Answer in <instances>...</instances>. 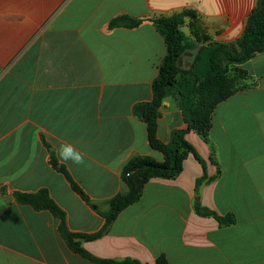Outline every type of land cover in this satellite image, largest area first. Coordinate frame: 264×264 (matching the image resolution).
Segmentation results:
<instances>
[{"label": "crops", "instance_id": "0c3cea01", "mask_svg": "<svg viewBox=\"0 0 264 264\" xmlns=\"http://www.w3.org/2000/svg\"><path fill=\"white\" fill-rule=\"evenodd\" d=\"M251 3L0 0V264H95L69 247L50 211L21 204L15 194L48 190L72 232L101 231L104 217L53 167L52 156L104 209L126 191L122 172L131 161H163L139 117L167 54L150 19L191 10L200 36L236 44ZM123 14L148 20L135 28H110ZM187 23L184 33L198 42ZM239 68L249 74V86L217 106L209 142L195 131L186 135L210 179L199 195L196 183L204 168L189 154L177 178L148 181L137 203L100 237L82 244L86 251L143 264H157L161 255L169 264H264V52ZM186 126L179 101L167 97L158 138L167 143ZM61 144L81 152L84 163L63 162ZM198 201L221 216L232 213L235 224L221 226L199 215Z\"/></svg>", "mask_w": 264, "mask_h": 264}, {"label": "trees", "instance_id": "16d2710c", "mask_svg": "<svg viewBox=\"0 0 264 264\" xmlns=\"http://www.w3.org/2000/svg\"><path fill=\"white\" fill-rule=\"evenodd\" d=\"M189 19L192 34L198 42L204 41L195 54L188 68L181 65L183 56L196 49V45L181 30ZM145 20L123 14L110 21V28H135ZM155 29L162 35L167 46V54L159 68L158 77L153 82V98L145 105L143 115H139L147 124L150 145L153 150L163 156V161H157L151 156L139 157L131 161L123 170L122 178L126 191L118 194L109 201V208L102 212L106 219L105 227L95 234L72 233L66 222L65 211L52 199L48 190L36 193H16L19 203L30 205L37 211H50L60 221L59 230L69 247L95 264H142L132 258L123 260L101 259L82 247L81 241H92L100 237L112 225L117 216L127 207L137 203L143 192L144 185L154 178L175 179L183 170L184 160L193 154L204 168L203 176L196 184L197 194L200 187L210 179L206 171V163L195 148L187 141L186 135L195 131L202 139L209 142V134L213 116L217 106L232 95L249 86V74L239 66L264 52V0H258L252 10L242 37L236 44L208 42L207 37L200 36L196 14L191 10H183L171 17L150 19ZM205 64L201 66V63ZM174 95L179 101L183 113L184 129H176L170 141L162 142L158 138V119L163 101ZM53 167L64 173L75 191L84 200L88 196L68 176L66 167L52 156ZM195 211L202 216L217 218L223 225L236 222L233 215L219 216L216 212L196 202ZM157 264H169L167 258L161 255Z\"/></svg>", "mask_w": 264, "mask_h": 264}, {"label": "rangeland", "instance_id": "374dc122", "mask_svg": "<svg viewBox=\"0 0 264 264\" xmlns=\"http://www.w3.org/2000/svg\"><path fill=\"white\" fill-rule=\"evenodd\" d=\"M257 1L258 0H252V3H251V6H252V8L254 9L255 7H256V5H257ZM251 9V8H250ZM252 9V10H253ZM252 12V11H251ZM251 14V13H250ZM188 22V19H186V21H185V25L184 26H182L181 27V30L183 31V32H187L188 31V28H187V23ZM206 36H208V35H206V34H204V35H202L201 37H206ZM194 42V41H193ZM203 42V44H206V43H204V41H202ZM237 43V42H236ZM194 44L197 46L196 47V49L195 50H193V51H190V52H187L184 56H183V61L181 62V65L183 66V67H185V68H188L190 65H191V63L193 62V60H194V57H195V54L198 52V49L199 48H201V46L203 45L201 42L200 43H198V42H194ZM202 44V45H201ZM205 64V61H203L202 63H201V66H203ZM164 102V101H163ZM163 105V104H162ZM215 113V112H214ZM123 179V178H122ZM75 183V182H74ZM124 183V182H123ZM197 184V183H196ZM71 185H72V183H71ZM76 185H78L77 183H76ZM79 186V185H78ZM80 187V186H79ZM126 187V186H125ZM72 188H73V186H72ZM144 188V187H143ZM80 189H81V187H80ZM73 190H74V188H73ZM82 190V189H81ZM200 190V189H199ZM75 191V190H74ZM83 191V190H82ZM49 192V191H48ZM77 192V191H76ZM125 192V191H124ZM21 193V192H20ZM78 193V192H77ZM85 193V192H84ZM123 193V192H122ZM196 193H197V191H196ZM79 194V193H78ZM198 195H199V193H198ZM82 197V196H81ZM84 201H86V200H84ZM90 206H92V208H94V209H97V211H98V213L100 214V215H102V212H105V211H107L108 210V208H109V202L107 203V205H106V207L104 208V209H102V208H100V207H97L96 205H93L92 204V202H91V200H90V198L88 197V201H86ZM199 202V201H198ZM201 203V202H200ZM59 206V205H58ZM60 207V206H59ZM61 208V207H60ZM210 210V209H209ZM212 211V210H211ZM218 214V213H217ZM219 215V214H218ZM229 215H233L232 213H229V214H227V215H225V216H222V217H226V216H229ZM103 216V215H102ZM219 216H221V215H219ZM234 216V215H233ZM235 217V216H234ZM215 218V217H214ZM105 219V218H104ZM218 222H219V224L221 225V226H227V227H229V226H233L234 224L232 223L231 225H223L222 223H220V221L217 219V218H215ZM66 222H67V218H66ZM68 225V224H67ZM105 225H106V219H105ZM69 227V226H68ZM105 227V226H104ZM70 229V228H69ZM71 231V230H70ZM72 232V231H71ZM72 233H77V232H72ZM77 234H86V233H77ZM95 234V233H94ZM88 235H90V234H88ZM84 242H86V241H81V243L83 244ZM102 259V258H101ZM143 264V263H142Z\"/></svg>", "mask_w": 264, "mask_h": 264}, {"label": "clouds", "instance_id": "9594fccd", "mask_svg": "<svg viewBox=\"0 0 264 264\" xmlns=\"http://www.w3.org/2000/svg\"><path fill=\"white\" fill-rule=\"evenodd\" d=\"M58 155L63 162L71 161L73 164H83L84 156L70 144H61L58 150Z\"/></svg>", "mask_w": 264, "mask_h": 264}, {"label": "water", "instance_id": "95a60500", "mask_svg": "<svg viewBox=\"0 0 264 264\" xmlns=\"http://www.w3.org/2000/svg\"><path fill=\"white\" fill-rule=\"evenodd\" d=\"M144 110H145V106H143L140 110V114L143 115L144 114Z\"/></svg>", "mask_w": 264, "mask_h": 264}]
</instances>
